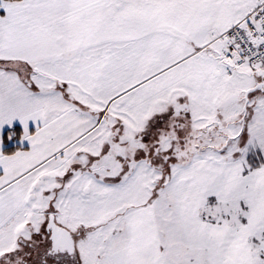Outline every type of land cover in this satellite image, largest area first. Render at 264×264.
Returning <instances> with one entry per match:
<instances>
[{
    "label": "snow or ice",
    "instance_id": "snow-or-ice-1",
    "mask_svg": "<svg viewBox=\"0 0 264 264\" xmlns=\"http://www.w3.org/2000/svg\"><path fill=\"white\" fill-rule=\"evenodd\" d=\"M0 264H264V0H0Z\"/></svg>",
    "mask_w": 264,
    "mask_h": 264
}]
</instances>
